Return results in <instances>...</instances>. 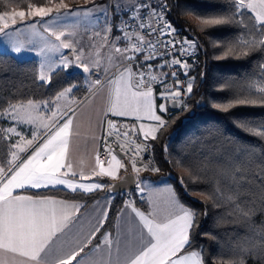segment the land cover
<instances>
[{"label":"trees","instance_id":"obj_1","mask_svg":"<svg viewBox=\"0 0 264 264\" xmlns=\"http://www.w3.org/2000/svg\"><path fill=\"white\" fill-rule=\"evenodd\" d=\"M167 2L172 24L194 42L200 65L193 71L192 91L186 103L180 109L169 108L166 126L157 133L155 140L150 141L159 171L154 174L146 171L143 177L149 174L156 181L168 179L179 201L197 214L192 230L193 247H186V251L202 249L205 264H227L233 257L243 259L244 264H264L261 254L264 252V137L252 135L242 127L264 126V104L235 102L237 97L256 98L255 89L264 86V70L261 69L264 46L258 43L264 38V26L257 23L248 9H237L232 0ZM28 4L42 6L44 0H0V14L12 9L27 10ZM125 14L126 11L123 14L115 12L112 38L119 35L118 27ZM225 15L233 19L219 25L202 23L204 19ZM254 41L257 42L255 46ZM39 75V63L35 59H18L0 50V166L5 169L9 167L13 151V142L5 134L6 120L2 114L7 102L51 100L64 88L74 85V72L56 71L50 82L41 81ZM77 90L78 87L75 92ZM229 103L233 106L225 111L224 105ZM228 155L252 162L247 172L248 185L244 189L252 211L246 222L232 214V207L227 202L218 203L206 194L214 187V161ZM189 166L192 172L201 176L200 182H192ZM107 187L91 193L62 189L31 193L58 195L79 200L87 206L110 194ZM126 201L142 210L148 208L146 198L137 192L129 198L125 193L116 196L104 224L84 252L100 243L105 231L113 229ZM244 248L253 251H242Z\"/></svg>","mask_w":264,"mask_h":264},{"label":"snow or ice","instance_id":"obj_2","mask_svg":"<svg viewBox=\"0 0 264 264\" xmlns=\"http://www.w3.org/2000/svg\"><path fill=\"white\" fill-rule=\"evenodd\" d=\"M54 0H44L42 6H36L34 4H28V11H5L0 14V33L5 36H9L10 33L5 31L9 28V20L12 25L16 24L17 18L21 21L28 17H49L53 12L51 5ZM232 3L237 9L247 8L255 13V20L259 25L264 26V0H232ZM67 8V5L60 0L57 5V19L59 18V8ZM144 7V5H140ZM95 11V7L92 9L83 10H69L64 15L78 16L83 14L84 16H89ZM134 14L131 16V21L134 23L137 19L141 22L136 25L141 30L146 29L144 20L146 17L140 16L139 9L133 10ZM156 15L155 12L152 13ZM159 19V17H157ZM232 17L221 16L220 18H210L202 20L205 25H219L228 23L232 20ZM132 25L127 24L126 27L130 28ZM28 27L33 30V35L40 36L39 32H36V24H29ZM151 27V25H147ZM170 28V26H169ZM110 27L105 26V35L101 37L104 43H108L107 33L110 31ZM45 31L49 33V38L42 37L43 47L39 50L37 55L47 56L48 53L59 52L61 49H73L74 44L71 41H66L62 39L65 36L63 31H57L55 28L49 26L45 28ZM124 34L126 40L134 39L136 43L131 44V47L123 48L115 47L114 51L120 54L121 58L124 60L134 59V55H127L129 51L143 52L144 47L154 48L151 41L145 42V35L154 34L145 32V35L133 34L129 35L124 29L120 30ZM163 31V30H161ZM174 31V30H171ZM99 36V33H96ZM54 37V41L50 39ZM117 40L120 39L119 36L116 37ZM184 43H187L185 41ZM245 46H248V42H243ZM257 42H253L255 46ZM259 45L264 46V38L258 41ZM169 44L174 48L176 47L175 42H165V48L167 49ZM103 46V45H101ZM12 50L21 53L24 49L20 44H13ZM229 51H232L231 49ZM247 54L246 52L244 53ZM84 51L81 47L78 54L74 59L70 60L66 56L60 58V63L58 69L63 71L70 67H78L82 69L83 73L92 74L94 68L99 67V60L93 62H85L83 59ZM151 58V54L148 59ZM173 63L181 64V61L174 60ZM187 67L186 64L182 65ZM43 67V65H42ZM264 70V65L261 66ZM107 71V69H105ZM128 73L129 82L123 89V92L119 86L114 89V95L110 107V111L114 115H128L130 111L139 112L141 108L145 110V114L150 120L156 121V125L149 126L148 131L144 132V126H140V131L144 132L145 138L149 136L153 140L156 139V133L160 132L165 126L166 122L162 119L160 115L152 110L151 105V89L147 91H132L131 83V70L124 69L120 73V79L123 80L124 74ZM140 79L136 82V88L139 89L144 85V74L140 73ZM172 75H175L173 73ZM41 81L50 82V76H48L44 71H41L39 75ZM119 84V81H116ZM95 85L100 84L99 78L94 81ZM76 85L64 88L63 91L59 92L56 99L59 100L61 97L68 96L72 93L73 88ZM192 85L188 84L187 92L191 93ZM258 93L256 98L244 97L235 98V102L238 104H251L255 105L257 103L264 104V86H259L255 89ZM122 94L125 97L124 104L121 103ZM173 99L180 97V91L170 93ZM129 97L131 98L129 100ZM47 103V102H45ZM135 104V107L132 105ZM39 105L33 100H27L26 103L23 101H18L16 103L7 102V106L2 109V114L5 116H11L13 119L24 120L28 123H33L35 117L32 114L31 109H36ZM231 103L224 105V110L232 107ZM167 109L162 105L161 111H166ZM58 119H62V123H57ZM113 129L116 128L114 124L109 122ZM51 125L52 130L45 137L44 143L37 147L34 152L25 161L12 167L13 162L17 159V152L12 151V160L8 161L9 167L7 170L0 166V176H5L4 180H0V251L9 252L12 254H18L22 257L27 258L33 264H73V261L77 260V257L84 252V248L87 243L90 242L91 238L95 236V233L100 230L102 222L97 225L94 231L87 238V241L83 244L77 242V247L75 249L71 248V242H65L64 244H56L54 238L57 240L59 237L58 233H64L66 229H69V225L73 220V212L79 211L78 205H68L63 202H58L55 200L42 199L34 200L32 197L14 195L13 189L24 188L25 185H29L32 188H40L41 186H47L48 184H61L66 185L67 188L72 191L77 189H82L83 191H92L95 188L100 187L98 184L84 185L73 182L71 179H66L69 175L75 176L76 173L72 171V164L66 163L68 150H69V137L72 135L71 117L64 118L63 114H59L53 111L51 117L49 118V125H45L47 128ZM245 130L250 132L252 135L264 137V126L259 128H248L246 125ZM9 131H15V129H9ZM129 132H124L123 136L128 137ZM37 139V135H33V139L26 141L27 145H31ZM23 141V137H21ZM19 144H13L12 148L16 149ZM20 151H24V148H19ZM109 155L111 159L107 161L108 167L105 168V161L101 160L99 156L96 158V168L99 169L98 174L115 176L119 168L125 167V165L116 158L115 155L109 150ZM115 162V164H113ZM216 168L214 170L213 184L214 187L211 192L206 193L210 198L214 199L218 203L223 201L227 202L232 207V214L239 216L242 222H246L252 215L251 208H249L244 196V189L248 185V169L251 168L252 162L245 161L241 159L240 156L228 155L224 158L214 161ZM66 169V171H62ZM145 171H159L157 168L150 169L148 165L144 166ZM95 172L96 169H93ZM132 171L137 175L141 171L140 168L136 166L135 159L132 160ZM189 172L192 177V182L197 183L201 181V176L195 172L191 171L189 166ZM83 178V173H81ZM184 181H181L183 184ZM143 191V189H140ZM169 206L175 209L174 213H170L163 219H157L155 216L149 218L145 216L144 213L133 209L136 216L140 218L143 223V227L146 229L148 237L147 246L132 251L125 247L124 254V264H205L202 252L203 250H191L186 251V247L191 249L192 244V230L195 228L196 213L190 208L181 203L175 198V194L169 202ZM151 215V214H150ZM106 243H111L105 238ZM242 251L251 252L253 250L249 248H244ZM119 252V248H118ZM264 255V252L261 253ZM111 255V253H109ZM0 264H5L3 260H0ZM78 264H83V262H78ZM89 264H97L96 261H90ZM103 264V262H100ZM119 264V261H117ZM227 264H244L243 259L230 258Z\"/></svg>","mask_w":264,"mask_h":264},{"label":"rangeland","instance_id":"obj_3","mask_svg":"<svg viewBox=\"0 0 264 264\" xmlns=\"http://www.w3.org/2000/svg\"><path fill=\"white\" fill-rule=\"evenodd\" d=\"M59 3L60 2H54L53 4L48 5L53 8V12L49 17L40 18L26 16V19L24 21H21L17 18L15 25H12L11 21L9 20V28L5 31L9 32L10 35L5 36L4 34L0 33V50L11 53L18 59H35L39 63L40 73L41 71H44L50 77L54 72L61 71L58 69V65L62 56H66L68 59L72 60L78 54V51L81 47H83V59L85 60V62H93L99 60V67L94 68L92 74L83 73L82 69L78 67H70L66 70H63L67 72H74L72 80L76 87L73 88L72 93L68 96L61 97L59 100L56 99V96L51 100L34 101L39 106L36 109H31L32 114L35 117V121L33 123H28L20 119H13L11 116H7L12 123V126H10L9 129H15V131H9L8 129V134L13 135L15 133H21L20 127L22 123L34 124L38 122V124H45V121L40 119L39 116H43L45 114L51 115L53 111H56L58 115L62 113L64 118L71 117L73 123H78L80 119H83V121L87 124H89L90 122L94 124L92 120L95 119V116L99 113L100 110H104V114L108 122L106 133L108 131V127L111 126L109 123L110 121L112 124H115L116 121L121 124H124L125 122H131L134 127H136V125H143L144 132L148 131L149 126L154 127L157 122L154 120H150L145 114V110L143 108H141L138 113L135 111H130L128 115H114L113 112L110 111L114 89L119 86L123 92V89L129 82L128 73L124 74L123 80L120 79V73L124 69L127 68L131 70L132 91L148 90L137 89L133 85L132 78L134 77L135 73L134 68L125 65V60L121 58L120 54H117L114 51L115 47L130 48V40H126L124 38L118 41L116 37L112 38V29L115 12L118 14H123V12L125 13L129 6H131L132 0H78V2L76 3L73 0H63V3L67 5V8H59L60 15L57 19V5ZM94 7L95 11L89 16H84L83 14L78 16L64 15V13H67L69 10L92 9ZM248 10L251 11L250 9ZM12 11H25L27 13L28 9H12L10 12ZM252 13L255 16V13ZM32 23L36 24L35 31L39 32L40 36L33 35V30L28 27V25ZM106 25L111 29L107 33L108 43H104L101 39V37L105 35L104 29ZM49 26L55 28V30L57 31H63L65 33V36L62 37V39L73 42L74 48L77 51L69 48L61 49L59 52L48 53L47 56L37 55L39 50L43 47L41 36L49 38V33L45 31V28ZM96 33H99V36H97ZM118 36L120 37V33ZM50 39L54 41V37H50ZM13 44L22 45L24 50L21 53L13 51ZM114 68L117 69L115 72ZM105 69H107V71H105ZM97 71H99L100 76H98ZM97 78H99L100 80L99 85L94 84V81ZM116 81H119V84H117ZM77 87L78 90L75 92V89ZM152 91L153 90H151V92ZM155 95L156 94L153 91L150 98L152 110L156 113V115H160L162 119L166 121V115L169 112V104L163 101V106L167 110L163 111L162 113L160 104L157 102V98ZM159 96H163L164 98L166 97L165 95ZM130 99L131 98L129 97V100ZM124 100L125 97L122 94V105L124 104ZM132 106L135 107V104H133ZM58 120H61L62 122V119ZM128 130H130V127ZM144 132L140 131L144 139L147 140V142H150L152 140L151 136L146 139ZM108 139L112 141L114 139V136L109 135ZM131 142L135 143V141ZM118 144L120 150L126 153L127 158L121 159L113 151H111V153L115 155L116 158L126 166L132 167V160L135 159L133 153H138V151L133 147L124 144L123 142H119ZM18 151L19 149L17 148V152ZM108 157V160H110L111 156L108 155ZM107 161H105L104 164L105 168L108 167ZM135 162H137L136 159ZM113 164H115V162H113ZM139 168H141V170L144 169L143 166ZM145 172L146 171L143 170V174ZM101 177L102 178L100 183L107 187V180H110V177H104V175H101ZM155 181L156 180H153L149 174H146L143 177L142 186L150 188V197L153 204L151 213L156 216H165L174 210L169 206L172 194H175V198L178 201L179 199L176 196V193L174 192V189L168 179L160 180L159 182ZM152 182H155V184H151ZM109 197H112V199H114L113 194H110ZM179 203L181 202L179 201Z\"/></svg>","mask_w":264,"mask_h":264},{"label":"crops","instance_id":"obj_4","mask_svg":"<svg viewBox=\"0 0 264 264\" xmlns=\"http://www.w3.org/2000/svg\"><path fill=\"white\" fill-rule=\"evenodd\" d=\"M132 79L133 85L136 87V85L134 84V77ZM155 94L157 102L158 100L161 101V107L162 105H164L163 101L166 102V100L163 96L160 97L157 93ZM3 117L6 120V136L12 140L13 144H19L18 149L21 147L24 148V151L19 150L18 152L17 148L13 149L17 152V159L13 162L12 167H15L16 165L25 162L29 158V156L34 152V150L44 143L45 137L52 130V127L55 126L51 125L47 128L44 127L45 125H49V118L51 117V115L45 114L43 116H39L40 119L45 121V124H38V122L34 124L22 123L20 127L21 133L9 135L7 131L10 126H12V123L7 116L4 115ZM92 121L94 122V124H92L91 122L87 124L83 121V119H80L78 123H73L72 121V135L69 137V150L66 163L72 164V171L75 172L76 175H69L65 178L71 179L73 182L78 184H98L100 185V187L87 192L83 191L82 189L72 191L71 189L67 188L66 185L61 184H48L47 186H41L40 188H32L29 185H25L24 188L13 189L14 195L32 197V199L34 200H55L58 202V204L59 202H63L68 205L74 204L79 206V211L73 212V220L72 223L69 225V229H66L64 233H58V240L54 238L56 244L58 245L64 244L65 242H71L72 249H75L77 247V242H79L80 244L85 243L87 241V238L94 231L98 224H100L101 222L102 225L104 224L108 215L109 206L114 199H112V197H109L110 194H107L102 196L100 199L94 201L90 205L84 206V204L79 200L67 199L58 195L51 194L37 195L31 192L42 191L47 189H62L70 192L91 193L98 190H102L106 187L105 185H102L100 183L102 177L100 174H98L99 169L96 168V158L97 156H99L100 158V153L103 147L104 135L106 133L108 123L104 114V110H100L99 113L95 116V119ZM57 123L62 122L61 120H57ZM114 125L116 126L115 131L117 133L116 136H114V139L118 141L117 137L118 135L121 136V133H119V127H117V123H115ZM136 127L137 130L140 132V126L138 125ZM34 134L37 135V139L31 145H27L25 142L32 140ZM21 137H23V141H21ZM93 169H96V171L94 172ZM62 171H66V169H62ZM124 172L125 169L123 167L117 170L116 175L114 177L108 175H104V177H110V180H107L109 184L111 181L119 179ZM81 173H83V178L81 177ZM6 175L7 172L5 173V176ZM5 176H0V180H4ZM155 182H152L151 184H155ZM113 196L114 198L116 197L114 194ZM142 196H144L148 201L147 210H142L136 207L131 201H126L116 217L113 229L105 231L101 237L100 243L92 247L90 250L81 253V255L77 257V260L73 261V264H78V262H83V264H89L90 261H96L97 264H100V262H103V264H117V261H119V264H124L125 247L132 251H135L137 249L147 246L150 237H148L147 231L143 227L142 221L139 217L136 216L133 209L144 213L145 216H149V218L155 216L157 219H163L170 213H174L175 209L165 216H156L151 213L153 204L152 199L150 197L151 192L149 187H143ZM97 233L98 232H96L95 235ZM106 237L109 241H111L110 244L105 242ZM88 244L89 242L87 243V245ZM109 253H111V255H109ZM0 260H3L5 264H33V262L29 261L25 257L5 251H0Z\"/></svg>","mask_w":264,"mask_h":264},{"label":"built area","instance_id":"obj_5","mask_svg":"<svg viewBox=\"0 0 264 264\" xmlns=\"http://www.w3.org/2000/svg\"><path fill=\"white\" fill-rule=\"evenodd\" d=\"M144 5V7H140ZM138 8L140 16L146 17L144 23L146 25L145 30H141L136 25L141 21L137 19L134 23L131 21V16L134 14L133 10ZM168 2L167 0H132V5L126 10L125 17L121 20L118 30L120 33V39H124V34L121 29H124L131 36L133 34L145 35V32L152 33V35H145V42L151 41L154 48L144 47L143 52L129 51L127 55H134V59L125 60L124 64L133 67L135 70L134 84L140 79L139 74H144V85L141 89H151L158 95H165V100L169 104L173 101L172 95L176 91H180V97H177V109H180L187 101L189 93L187 92L188 84L193 80V71L200 65L199 52L195 47L194 42L188 38L182 31L177 30L172 24L168 15ZM155 12L156 15L152 13ZM159 17V19H157ZM127 24H131L130 28L126 27ZM151 25V27H147ZM170 26V28H169ZM163 30V31H161ZM174 30V31H171ZM118 40V41H119ZM175 42L176 47H172L169 44L168 48H165V42ZM187 41V43H184ZM131 44L136 43L134 39L130 40ZM123 49V47H120ZM151 54V58L148 59ZM174 60L181 61V64L173 63ZM186 64L187 67L182 65ZM117 69L114 68V72ZM100 76L99 71H97ZM175 73V75H172ZM117 127H119L118 141L108 139L109 135L116 136V131L111 126L108 127L105 140H103V147L100 153V159L103 161L108 160L109 150L114 152V146L119 142L133 147L138 153H133L135 159L142 162L141 166L148 165L150 169L157 168L153 159V148L150 142L144 139L141 133L134 127L131 122L121 124L116 121ZM137 126V125H136ZM130 127V130H128ZM129 132L128 137H124V132ZM130 139V140H129ZM131 141H135L132 143ZM137 143V144H136ZM119 145V144H118ZM120 149V148H119ZM126 154V153H125ZM127 158V155L124 159ZM125 165V164H124ZM128 166L125 165L124 169L127 170ZM141 169V168H140ZM148 172L154 174L156 171L148 170ZM136 175V191L139 195L143 194L142 179L143 170ZM132 193H126V197L129 198Z\"/></svg>","mask_w":264,"mask_h":264},{"label":"water","instance_id":"obj_6","mask_svg":"<svg viewBox=\"0 0 264 264\" xmlns=\"http://www.w3.org/2000/svg\"><path fill=\"white\" fill-rule=\"evenodd\" d=\"M169 108L171 110L177 109V102L175 100L169 102ZM114 153L121 159L126 157V154L119 149V145L114 146ZM137 166L142 165V162L138 160L136 162ZM110 194H114L117 197L121 196L123 193H133L136 191V175L132 171V167L128 166L127 170L120 176L119 179L111 181L106 189Z\"/></svg>","mask_w":264,"mask_h":264}]
</instances>
